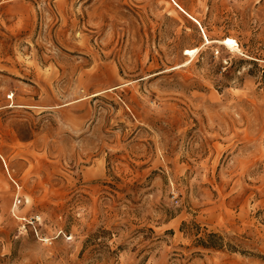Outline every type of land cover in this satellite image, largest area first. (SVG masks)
Segmentation results:
<instances>
[{
  "label": "rangeland",
  "instance_id": "1",
  "mask_svg": "<svg viewBox=\"0 0 264 264\" xmlns=\"http://www.w3.org/2000/svg\"><path fill=\"white\" fill-rule=\"evenodd\" d=\"M0 264H264V0H0Z\"/></svg>",
  "mask_w": 264,
  "mask_h": 264
},
{
  "label": "bare ground",
  "instance_id": "2",
  "mask_svg": "<svg viewBox=\"0 0 264 264\" xmlns=\"http://www.w3.org/2000/svg\"><path fill=\"white\" fill-rule=\"evenodd\" d=\"M224 42L229 46V47H233V45L235 44V42H234V40L233 39H231V38H226L225 40H224ZM187 52H186V54H190L191 56L194 54V52H196L197 51V49L196 48H190V49H187L186 50Z\"/></svg>",
  "mask_w": 264,
  "mask_h": 264
},
{
  "label": "trees",
  "instance_id": "3",
  "mask_svg": "<svg viewBox=\"0 0 264 264\" xmlns=\"http://www.w3.org/2000/svg\"><path fill=\"white\" fill-rule=\"evenodd\" d=\"M208 236H209L210 238H212V237H216V235L213 234V233L209 234Z\"/></svg>",
  "mask_w": 264,
  "mask_h": 264
}]
</instances>
